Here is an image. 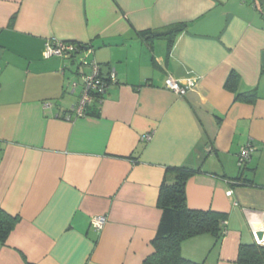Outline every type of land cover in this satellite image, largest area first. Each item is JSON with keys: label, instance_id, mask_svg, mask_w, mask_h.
Wrapping results in <instances>:
<instances>
[{"label": "crops", "instance_id": "0c3cea01", "mask_svg": "<svg viewBox=\"0 0 264 264\" xmlns=\"http://www.w3.org/2000/svg\"><path fill=\"white\" fill-rule=\"evenodd\" d=\"M51 37L92 53L45 57ZM90 59L116 81L66 119L80 92L67 81ZM231 72L237 91L256 89L255 102L225 88ZM169 75L197 83L181 96L164 87ZM173 166L197 170L185 185L190 208L226 216L217 243L200 234L182 254L244 264L249 221H264V0H0V208L17 217L0 264H142ZM95 215L107 217L98 231Z\"/></svg>", "mask_w": 264, "mask_h": 264}, {"label": "trees", "instance_id": "16d2710c", "mask_svg": "<svg viewBox=\"0 0 264 264\" xmlns=\"http://www.w3.org/2000/svg\"><path fill=\"white\" fill-rule=\"evenodd\" d=\"M184 26H176L168 32L142 30L137 33L146 39L162 35L175 34ZM81 44V43H78ZM239 76L231 72L225 82V88L236 93L235 99L253 103L257 99L255 88L237 91ZM197 172L187 166L166 168L165 177L159 188L157 206L161 217L156 233L151 241L153 252L145 257L142 264H203L185 257L181 252V243L200 234H211L217 243L226 232L225 214L212 209L190 208L186 202L185 185L189 177ZM17 217L0 208V243L4 244L14 229ZM238 261L244 264H264V247L255 244L241 245Z\"/></svg>", "mask_w": 264, "mask_h": 264}, {"label": "built area", "instance_id": "2783aa9c", "mask_svg": "<svg viewBox=\"0 0 264 264\" xmlns=\"http://www.w3.org/2000/svg\"><path fill=\"white\" fill-rule=\"evenodd\" d=\"M85 51L86 54L92 53V48L88 45L78 44L72 41H63L55 37L47 38L43 45V52L45 57L60 56L65 59H70L76 54ZM90 71L88 73H80L78 76L69 78L68 85L72 91L80 88L78 99L76 103L64 114L66 119H70L72 115L76 117L84 116L86 114L87 106L94 100L99 99L106 92L110 83L116 81L114 70H110L108 77L103 78L100 75V66L94 60L90 59L88 62ZM197 81L194 79L187 80L183 85L175 80L171 75L164 79V87L173 91L178 95H185L188 89L194 87ZM52 102L46 101L45 108H50ZM150 133L142 136L143 140L150 139ZM254 147L251 143H247L240 147L237 158V165L242 167L250 160ZM106 215H95L90 220V225L94 230H100L106 223ZM226 223V221H225ZM251 227L252 241L264 247V221L253 222L249 221Z\"/></svg>", "mask_w": 264, "mask_h": 264}]
</instances>
